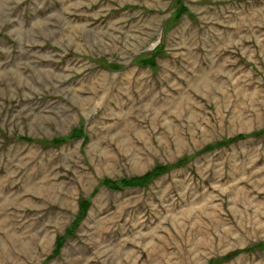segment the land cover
Masks as SVG:
<instances>
[{
	"label": "rangeland",
	"instance_id": "1",
	"mask_svg": "<svg viewBox=\"0 0 264 264\" xmlns=\"http://www.w3.org/2000/svg\"><path fill=\"white\" fill-rule=\"evenodd\" d=\"M0 264H264V0H0Z\"/></svg>",
	"mask_w": 264,
	"mask_h": 264
},
{
	"label": "trees",
	"instance_id": "2",
	"mask_svg": "<svg viewBox=\"0 0 264 264\" xmlns=\"http://www.w3.org/2000/svg\"><path fill=\"white\" fill-rule=\"evenodd\" d=\"M223 146V145H222ZM162 172V171H161ZM160 173V172H159ZM144 179H146V177L145 178H141V179H137V180H134L130 185H142L145 181H144ZM144 181V182H143ZM103 185L106 187V188H108V189H118V187H116V185L113 183V182H111V181H107V180H104L103 181ZM86 209H87V204L85 203V202H82L81 204H80V212H79V215H80V217L81 218H83L84 217V215H85V211H86ZM61 248V245H60V240L58 239L57 240V242H56V249H55V252L56 251H58L59 249Z\"/></svg>",
	"mask_w": 264,
	"mask_h": 264
}]
</instances>
